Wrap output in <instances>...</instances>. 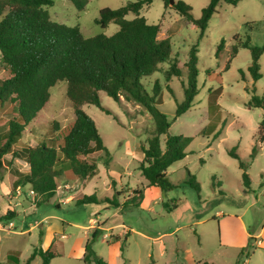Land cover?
<instances>
[{
	"label": "rangeland",
	"instance_id": "1",
	"mask_svg": "<svg viewBox=\"0 0 264 264\" xmlns=\"http://www.w3.org/2000/svg\"><path fill=\"white\" fill-rule=\"evenodd\" d=\"M131 1L136 0H89L79 10L70 0H54L48 10L56 21L79 24L86 37L111 35L118 25L102 28L96 22L99 10ZM183 1L191 5L195 18L210 2ZM140 14L149 23L159 24L160 38L169 37L172 58L184 78L191 46L199 44V92L181 116L174 118L177 103L184 99L185 79L167 78L172 61L161 63L160 70L145 79L150 91L157 80L161 85L159 107L171 121V132L191 137L186 157L167 171L176 187L149 186L139 169L140 145L154 127L151 114L124 97L116 101L101 91V103L112 114L94 104L83 106L96 122L107 150L94 157L96 175L74 180L63 177L53 198L41 201L29 188H22L21 193L13 190L6 167L4 180H0V216L8 212L16 216L0 222L4 226L0 229V264H12L8 254L13 250L20 251L22 264L35 247H51L56 256L50 264H85L84 248L95 228H101L102 234L93 248L109 264H264V235H258L264 227V143L258 139L263 109L249 105L254 93L264 96V0L220 2L201 39L200 28L177 10L166 8L164 0L144 5ZM248 38L251 45L263 48L259 59L263 76L256 81L248 71L251 50L242 46ZM211 98L216 102L211 104ZM74 118L67 82L58 81L18 144H36ZM254 145L257 152L250 158ZM232 149L250 160L249 187L243 182L239 161L229 154ZM192 180L200 190L191 186ZM134 190L143 192L137 198L140 205L124 207L126 199L137 196ZM93 193L97 203L76 204L78 194ZM11 221L13 226L8 227ZM31 264H42V258L35 257Z\"/></svg>",
	"mask_w": 264,
	"mask_h": 264
},
{
	"label": "trees",
	"instance_id": "2",
	"mask_svg": "<svg viewBox=\"0 0 264 264\" xmlns=\"http://www.w3.org/2000/svg\"><path fill=\"white\" fill-rule=\"evenodd\" d=\"M70 1L79 10L85 9L89 3V0ZM152 1L136 0L118 8H101L96 22L104 29L115 23L117 31L111 35L99 33L86 37L79 24L68 25L51 18L48 7L54 4V0H0L1 181L8 167L13 190L29 185L41 201H47L56 194L63 177L74 180L96 175L98 167L94 157L101 150H106V145L96 122L83 106L94 104L112 114L101 103L100 93L104 91L116 101L124 97L151 114L154 127L148 139L140 145L143 157L139 169L149 186L162 190L176 187L167 171L173 163L186 157L191 137L171 132V121L159 107L162 103L161 85L157 80L150 91L145 79L159 71L161 63L169 61L172 62L167 78H184V73L178 67V61L172 58L173 46L169 37L160 38L159 24L149 23L140 14L144 5ZM222 1L236 4L240 0H210L202 8L199 18H195L191 5L183 0H164V4L199 27L201 39ZM129 14L135 16L129 18ZM198 46V42L193 44L189 51L186 76L182 81L184 99L177 103L175 119L188 110L199 92ZM242 46L251 50L248 71L256 81L263 76L259 64L263 48L251 45L249 38L242 42ZM62 80L67 82V96L73 106L74 120L61 129L56 128L52 136L36 144H18L27 126L49 101L51 88ZM213 101L216 102L215 98H211V104ZM249 105L263 109L258 139L264 143V96L254 93ZM256 152L254 145L250 158H254ZM8 154L11 156L7 159ZM229 154L239 161L243 182L249 187L251 182L247 169L250 160L241 158L233 149ZM190 183L200 190L198 182L192 180ZM134 194L137 196L122 203L124 207L140 205L137 198L142 197L143 192L134 190ZM98 201L96 193L78 194L75 200L77 205ZM112 203L120 206L117 201ZM15 216L16 212H8L0 216V222ZM101 234V228L92 231L84 248L85 264H109L93 248ZM19 256L20 251L13 250L8 259L12 264H19ZM37 256L42 258V264H50L56 253L51 247H35L22 264H31Z\"/></svg>",
	"mask_w": 264,
	"mask_h": 264
},
{
	"label": "crops",
	"instance_id": "3",
	"mask_svg": "<svg viewBox=\"0 0 264 264\" xmlns=\"http://www.w3.org/2000/svg\"><path fill=\"white\" fill-rule=\"evenodd\" d=\"M26 188H29V193H30V190H32V189H30L29 185H27ZM23 189H24V188H23ZM21 191H22V188H21ZM20 193H21V192H20ZM52 198H53V197H52ZM65 201H68V200H65ZM58 205H59V204H58ZM11 222H13V221H11ZM258 235H264V227H263V229L258 233ZM258 243H259L260 245L263 244L261 240H258ZM194 264H202V263H196V262H195Z\"/></svg>",
	"mask_w": 264,
	"mask_h": 264
},
{
	"label": "built area",
	"instance_id": "4",
	"mask_svg": "<svg viewBox=\"0 0 264 264\" xmlns=\"http://www.w3.org/2000/svg\"><path fill=\"white\" fill-rule=\"evenodd\" d=\"M17 190H19V192H21V188L19 187ZM30 194H35L34 190H30ZM13 226V222H10L8 224V227H12ZM0 229H4V226L0 223Z\"/></svg>",
	"mask_w": 264,
	"mask_h": 264
}]
</instances>
